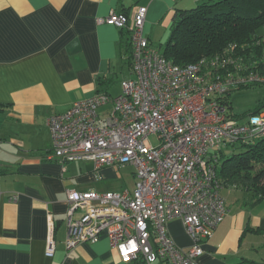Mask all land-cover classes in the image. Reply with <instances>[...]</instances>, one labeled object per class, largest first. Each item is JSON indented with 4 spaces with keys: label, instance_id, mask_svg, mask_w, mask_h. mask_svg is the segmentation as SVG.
Listing matches in <instances>:
<instances>
[{
    "label": "built area",
    "instance_id": "2783aa9c",
    "mask_svg": "<svg viewBox=\"0 0 264 264\" xmlns=\"http://www.w3.org/2000/svg\"><path fill=\"white\" fill-rule=\"evenodd\" d=\"M147 13L141 6L132 21L115 11L100 20L130 34L133 77L122 81L121 93L98 92L47 121L58 161L135 168L133 192L68 191L66 247L72 251L106 235L123 263L200 264L204 245L228 214L214 149L264 138V112L239 118L230 95L264 85V72L242 64L236 46L213 59L173 63L145 36ZM106 105L111 109L102 116ZM175 219L191 246L180 247L169 235ZM55 249L51 220L47 256Z\"/></svg>",
    "mask_w": 264,
    "mask_h": 264
},
{
    "label": "crops",
    "instance_id": "0c3cea01",
    "mask_svg": "<svg viewBox=\"0 0 264 264\" xmlns=\"http://www.w3.org/2000/svg\"><path fill=\"white\" fill-rule=\"evenodd\" d=\"M195 2L0 0V264H143L123 263L106 235L67 249L68 191L133 192L135 168L97 170L88 160L58 161L47 121L98 92L118 96L122 81L133 77L129 32L102 18L115 11L132 21L139 7H147L144 33L156 47L152 35L161 25L171 30L178 10ZM128 169L132 189L123 176ZM221 194L228 214L204 245L200 264H264L254 253V238L264 233V214L255 208L261 201L239 187ZM51 220L56 249L50 257ZM168 230L180 247L192 245L181 220H172Z\"/></svg>",
    "mask_w": 264,
    "mask_h": 264
},
{
    "label": "trees",
    "instance_id": "16d2710c",
    "mask_svg": "<svg viewBox=\"0 0 264 264\" xmlns=\"http://www.w3.org/2000/svg\"><path fill=\"white\" fill-rule=\"evenodd\" d=\"M233 46L242 64H256L264 72V0H205L194 8L178 10L170 38L160 50L184 66L213 59ZM261 111L264 98L249 112ZM243 148L233 155L217 153L218 178L225 187L242 188L260 202L264 200V138Z\"/></svg>",
    "mask_w": 264,
    "mask_h": 264
},
{
    "label": "rangeland",
    "instance_id": "374dc122",
    "mask_svg": "<svg viewBox=\"0 0 264 264\" xmlns=\"http://www.w3.org/2000/svg\"><path fill=\"white\" fill-rule=\"evenodd\" d=\"M194 1H196L193 4L195 5L194 7L198 6L201 3V1H199L200 3H197V0ZM194 7H190L189 9ZM170 35H171L170 26L167 27L165 25H161L157 35L155 36L154 33L151 39L154 41L155 46L157 48L160 47L163 48V46H165L166 43L168 42ZM263 98H264V85L240 87L234 90L232 92V95H230L232 111L236 115H238L239 118H243L249 114H255L249 111L253 110ZM110 109H111L110 106H106L104 107V109L100 111H102L103 114V111ZM262 112L264 111H261L260 113ZM150 141L153 144L157 143V140L154 137H151ZM243 147L244 145L242 142H237L234 145L222 146L219 149H214V150L217 153H220V151H222L224 154L233 155V154L241 153L244 150ZM123 176L126 178L127 181L126 185L132 189L134 187V179L132 178L130 169H128L127 171H123ZM248 204L249 207H251L252 204L250 200H248ZM255 208L258 210V212L264 214V200H262L257 206H255ZM254 239H256L255 248L257 251L254 252L256 257L264 258V233L258 235Z\"/></svg>",
    "mask_w": 264,
    "mask_h": 264
}]
</instances>
